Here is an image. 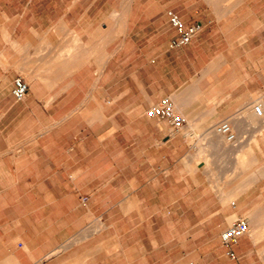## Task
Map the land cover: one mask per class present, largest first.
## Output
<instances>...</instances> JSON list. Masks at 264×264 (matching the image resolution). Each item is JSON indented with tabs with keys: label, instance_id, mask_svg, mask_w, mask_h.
<instances>
[{
	"label": "crops",
	"instance_id": "1",
	"mask_svg": "<svg viewBox=\"0 0 264 264\" xmlns=\"http://www.w3.org/2000/svg\"><path fill=\"white\" fill-rule=\"evenodd\" d=\"M191 260L264 264V0H0V264Z\"/></svg>",
	"mask_w": 264,
	"mask_h": 264
},
{
	"label": "built area",
	"instance_id": "2",
	"mask_svg": "<svg viewBox=\"0 0 264 264\" xmlns=\"http://www.w3.org/2000/svg\"><path fill=\"white\" fill-rule=\"evenodd\" d=\"M171 26L177 32V37L171 42V47H180L187 45L200 31V25H186L182 19L173 11L167 13ZM28 93L27 83L20 77L14 81L12 95L16 101L23 100ZM146 115L151 118H161L167 120L174 131H179L183 124V118L176 114L173 104L170 101H161L150 107ZM217 132L227 134L229 126L226 122H222L215 126ZM229 138H232L229 135ZM248 233V224L246 220H239L227 227L221 234L220 238L225 246L236 244L238 240ZM227 255L231 260H236V255L232 251H228Z\"/></svg>",
	"mask_w": 264,
	"mask_h": 264
},
{
	"label": "rangeland",
	"instance_id": "3",
	"mask_svg": "<svg viewBox=\"0 0 264 264\" xmlns=\"http://www.w3.org/2000/svg\"><path fill=\"white\" fill-rule=\"evenodd\" d=\"M213 6H215L217 10H224V9H226L227 4H214ZM208 246H209V244L208 245L205 244V252L208 251L206 249ZM194 248H195V245L193 243L189 242V244H188L189 251L194 250ZM209 262L210 261H208V260L204 261L205 264H209ZM180 263H182V262H180ZM193 263H194V260H191V261H187L186 264H193ZM177 264H179V263H177Z\"/></svg>",
	"mask_w": 264,
	"mask_h": 264
}]
</instances>
